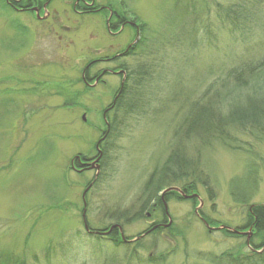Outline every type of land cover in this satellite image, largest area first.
<instances>
[{
    "label": "rangeland",
    "instance_id": "obj_1",
    "mask_svg": "<svg viewBox=\"0 0 264 264\" xmlns=\"http://www.w3.org/2000/svg\"><path fill=\"white\" fill-rule=\"evenodd\" d=\"M77 1L83 5L52 0L39 18L0 1V264H213L222 253H253L247 235L260 240L242 227L248 209L264 206V102L257 99L264 72L234 90L225 75L264 55V0H94L95 8L111 5L136 34L127 25L108 32L106 15L77 14ZM241 2H250L251 22L233 25ZM132 40L133 53L120 59L121 83L107 76L103 85L83 84L87 60ZM193 102L211 125L179 143L177 123ZM172 151L187 173L173 178L182 195L167 194L165 214L160 192L147 206L140 193ZM91 155L95 166L70 168ZM248 162L258 185L242 206L229 182ZM83 211L91 231L118 225L131 240L121 246L89 234Z\"/></svg>",
    "mask_w": 264,
    "mask_h": 264
},
{
    "label": "trees",
    "instance_id": "obj_2",
    "mask_svg": "<svg viewBox=\"0 0 264 264\" xmlns=\"http://www.w3.org/2000/svg\"><path fill=\"white\" fill-rule=\"evenodd\" d=\"M250 3V2H249ZM248 2H241V9L238 12V17H232L229 19V22L231 24H236L240 20H246L245 22L250 21L251 22V17L253 14H249V11L247 10V6L249 5ZM234 7L233 9H235ZM247 8V9H246ZM231 15V14H230ZM251 16V17H250ZM249 22V23H250ZM248 23V24H249ZM244 24V23H243ZM262 28L264 29V23H261ZM264 72V55L259 57L258 59L255 60H248V61H243L241 63H237L228 71L226 72L225 78L231 80L232 82V88L233 86L236 87H244V85H240L245 77H248V79H258L260 76V73ZM231 88V89H232ZM127 85L125 84L123 93L126 92ZM234 90V88H233ZM264 89L262 90V92ZM261 92V93H262ZM258 100L264 102V92L262 96L259 94ZM255 99H250L246 100L244 103V107L247 109V111H253V108L256 106V101ZM199 102V101H198ZM120 103V102H119ZM119 103L117 105H119ZM133 105H127L126 109L128 108L130 113L132 111ZM196 106L197 102H193L190 104L189 109L184 113V115L181 117L180 121L177 123V133L176 136H174L178 142H182L184 139L188 140L190 139L194 134L201 132L203 128L208 127L209 123V117H205L204 111L203 114L196 115ZM240 105L239 107H241ZM117 107V106H116ZM264 109V108H263ZM244 116V113L240 114ZM264 116V114H263ZM116 120V119H115ZM117 122V121H116ZM209 122V123H208ZM240 125H244L247 122H238ZM217 127V126H215ZM110 128L115 130V125L114 123H110ZM215 133L217 135V138L220 141H225L224 139V131H222L220 128L215 130ZM226 147L229 149H237V146H232L233 144L230 143H225L223 142ZM177 152L172 151L169 153L167 156V159L159 166H157L154 170V173H151L146 181L144 182L142 189H141V197L144 196L146 202L145 206H147L151 200L157 199V195L159 192L162 190L173 186L175 183V177H177L176 174L179 175H185L187 171L185 170V165L179 164L174 162V158L176 157ZM178 175V176H179ZM183 177V176H182ZM175 178V179H173ZM183 179V178H182ZM158 187L156 188V185ZM257 173L256 169L252 166L251 163L248 162V164L245 166L244 172L241 176L235 177L230 180L229 182V194L232 199V201L236 204L242 205V206H247L250 203V199L257 190ZM153 193H151V190L154 189ZM187 188V187H186ZM167 194H174L173 192H167L164 196H168ZM158 203L160 204V209L162 212H164L163 204L160 201V198L158 199ZM247 221L246 225H244L242 228H249V226H252L253 231H254V236L260 240V243H255L254 240L249 239L248 245L253 249V253H250L242 258H237L230 253H222L219 257H213L211 258L212 261H214L213 264H261L264 263V250L261 251L260 253H257V248L258 247H264V206H257L253 207L251 209H248L247 211ZM241 228V229H242ZM239 230V229H238ZM116 228H113L111 230L112 233H110L109 237H112V241L116 244H119L121 246L127 245V243H123L120 240L115 241V238H117V235H115ZM227 231V230H226ZM241 231V230H240ZM228 232V231H227ZM230 235L231 233L228 232ZM232 236H237V235H232ZM240 237V236H238ZM247 245V244H246ZM255 251V252H254Z\"/></svg>",
    "mask_w": 264,
    "mask_h": 264
},
{
    "label": "flooded vegetation",
    "instance_id": "obj_3",
    "mask_svg": "<svg viewBox=\"0 0 264 264\" xmlns=\"http://www.w3.org/2000/svg\"><path fill=\"white\" fill-rule=\"evenodd\" d=\"M4 4L9 7L12 11L17 14L22 15H30L34 18H39L41 15H44V9L52 2V0H0ZM83 2L82 6L78 7L77 1L71 9L77 14H85L93 11H98L102 15H106L105 25L106 30L108 32H114V29L119 28L121 25L131 26L134 29V33L136 34L137 30L140 29L136 27L133 23H130L128 19H125L121 14L117 13L113 10L111 5L101 4L98 7H94V0H80ZM115 32V33H116ZM134 39V38H133ZM135 41V40H134ZM133 40L127 42L126 46H124L122 50H120L119 46L117 48L113 47L114 44L110 45L111 50L109 53L105 55H100L97 58H93L87 60L84 63V71L82 70L81 79L83 84L86 87H91L93 84L97 86L99 84H105V78L108 76H121L120 83L125 79L126 74L124 69V65L120 63V59L124 58L131 53H133V45L135 42ZM119 48V49H118ZM99 68V69H98ZM96 69V70H95ZM124 76V77H123ZM119 83V87H120ZM118 87V89H119ZM95 155L80 157V160H75L73 163H70V168L76 172H83L86 169L93 167L95 165L92 164Z\"/></svg>",
    "mask_w": 264,
    "mask_h": 264
},
{
    "label": "water",
    "instance_id": "obj_4",
    "mask_svg": "<svg viewBox=\"0 0 264 264\" xmlns=\"http://www.w3.org/2000/svg\"><path fill=\"white\" fill-rule=\"evenodd\" d=\"M104 115V114H103ZM82 119L84 120L85 119V117L84 116H82ZM99 142H100V140L99 141H97V143H96V148L97 149H99L98 148V144H99ZM96 161H97V159H96ZM97 166V168H98V165H96ZM179 191L180 192V190L179 189H176L175 187H170V188H167V189H165V190H163L162 192H161V194H160V197H161V199L164 201V194L166 193V192H169V191ZM87 192V189H85L84 190V192H83V194H82V199H83V201H84V195H85V193ZM181 193V195H182V192H180ZM192 196H197V195H183V197H192ZM164 204H165V202H163ZM84 206H85V202H84ZM165 208H166V204H165ZM82 217H83V221H84V227H85V229L86 230H88V226H87V224H86V222H85V213H84V211H83V214H82ZM204 221V220H203ZM205 223V222H204ZM206 224V226H208L207 225V223H205ZM225 229H227L228 231H230V232H232V233H238V234H244V233H240L238 230H234V229H231V228H229V227H226V226H223ZM113 228H117L118 229V231H119V233H120V235H121V238H122V240H124V236H123V233H122V229H121V227L120 226H118V225H112L107 231H102V233H104V234H108ZM249 234H248V239H249ZM248 239H247V241H248Z\"/></svg>",
    "mask_w": 264,
    "mask_h": 264
}]
</instances>
